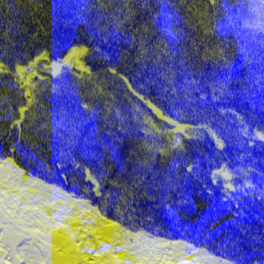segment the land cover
Here are the masks:
<instances>
[{
    "label": "snow or ice",
    "instance_id": "1",
    "mask_svg": "<svg viewBox=\"0 0 264 264\" xmlns=\"http://www.w3.org/2000/svg\"><path fill=\"white\" fill-rule=\"evenodd\" d=\"M0 264H264V0H0Z\"/></svg>",
    "mask_w": 264,
    "mask_h": 264
}]
</instances>
